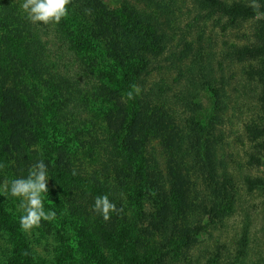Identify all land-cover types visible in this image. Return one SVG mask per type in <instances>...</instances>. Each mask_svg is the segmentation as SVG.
<instances>
[{"label": "rangeland", "instance_id": "rangeland-1", "mask_svg": "<svg viewBox=\"0 0 264 264\" xmlns=\"http://www.w3.org/2000/svg\"><path fill=\"white\" fill-rule=\"evenodd\" d=\"M9 1L19 35L32 33L29 51L42 57L57 80V86L27 80L36 87L30 103L39 107L43 128L55 129V142L47 137L44 142L66 156L74 147L69 136L74 125L94 134L118 128L127 104L109 81L116 70L113 59L89 42L77 48L56 24L29 22L23 0ZM216 1L250 13L233 19L202 0L93 1L97 19L108 14L112 21L127 22L131 10L151 23V49L135 86L143 116L128 141L151 168L162 195L127 190L123 211L104 221L77 208L72 195L65 197L64 181L49 178L45 206L56 219L25 232L18 202L3 185L1 196L22 242H13L14 231L0 236V264H264V0ZM82 9L68 7L69 25L88 21L90 11ZM200 107L206 113L213 107L216 122L210 140L194 150L188 123L200 120ZM201 161L219 166L229 196L224 214L210 225L201 204L208 192L196 174ZM105 229L112 234L103 236Z\"/></svg>", "mask_w": 264, "mask_h": 264}, {"label": "trees", "instance_id": "trees-1", "mask_svg": "<svg viewBox=\"0 0 264 264\" xmlns=\"http://www.w3.org/2000/svg\"><path fill=\"white\" fill-rule=\"evenodd\" d=\"M93 1L73 0L68 6L77 7L82 13V8L85 7V14L90 11V17L85 23L69 25L66 17L56 25L68 32L71 43L77 48L81 49L89 42L101 49L102 53L105 52L108 60L113 59L116 70L109 81L118 86L117 91L127 106L122 113L120 125L113 131L94 134L74 125L69 135L74 147L64 156L65 153H61L58 146L44 142L46 137L55 142V129L45 131L43 128L39 107L35 102L30 103L33 101V93H36V87L27 83L28 79L35 77L41 83L47 82L45 84L48 85L50 82L57 86V80L46 63L41 61L42 57L29 51L27 36L33 39L32 33L28 31L27 36L19 35L20 31L13 22L15 18L11 17L14 4L9 0H0V236H8L10 231H14L17 234L13 237V242L16 238L22 242V238L17 232L15 216L1 196L3 182L26 176L29 168L41 159L48 165L49 176L54 182L59 179L64 181L65 197L72 195L71 198L74 197L77 201L75 206L84 211L95 213L94 198L101 194H108L118 209L124 207L122 199L128 191L137 196L145 195L148 190L157 192L158 196L162 195L160 190H157V184L153 183L151 168L149 170L137 154L133 153V147L128 141L133 137L143 116L142 103L136 98L133 88L144 70L145 53L151 49V23L144 15L134 16L135 13L131 10L127 22L118 19L112 21L108 14L97 19L95 12H92ZM202 2L211 9L222 7L224 13L233 19L243 18L250 13L241 6H221L216 0ZM95 23L103 24L99 28L94 27ZM206 87L215 97L219 94L211 85L207 84ZM129 92H133L132 98H129ZM216 105L218 104L214 106ZM211 109L206 113L205 108L200 107V120L191 119L188 123L194 142L190 145L194 150H198L201 142L210 140L212 136L216 120L212 116L214 108ZM84 142L85 147L82 144ZM57 149L59 153L55 152ZM179 150V157L183 159L184 151L181 154V149ZM218 167L212 162L201 161L196 171L208 192L201 204L205 205L209 225L221 218L227 209L225 202L229 201L227 188L218 176ZM109 224L111 228L115 227V221L112 220ZM102 233L106 236L112 234V231L105 229ZM145 261L149 263L147 258Z\"/></svg>", "mask_w": 264, "mask_h": 264}, {"label": "clouds", "instance_id": "clouds-1", "mask_svg": "<svg viewBox=\"0 0 264 264\" xmlns=\"http://www.w3.org/2000/svg\"><path fill=\"white\" fill-rule=\"evenodd\" d=\"M70 3L71 0H23L21 9L25 18L33 24H59L67 17ZM138 91L133 88V92ZM133 92H129V98H132ZM49 178L48 165L41 159L29 168L26 176L4 182L7 196L18 202L19 224L25 232L38 228L42 222L56 219L57 213L45 206ZM93 211L104 221H109L113 214H119L123 209H118L108 194H101L94 198Z\"/></svg>", "mask_w": 264, "mask_h": 264}]
</instances>
